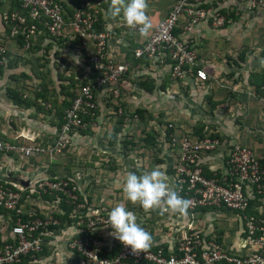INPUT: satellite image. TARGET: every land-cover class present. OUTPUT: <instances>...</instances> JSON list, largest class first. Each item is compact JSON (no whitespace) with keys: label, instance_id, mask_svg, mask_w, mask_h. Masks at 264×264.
I'll return each mask as SVG.
<instances>
[{"label":"crops","instance_id":"crops-1","mask_svg":"<svg viewBox=\"0 0 264 264\" xmlns=\"http://www.w3.org/2000/svg\"><path fill=\"white\" fill-rule=\"evenodd\" d=\"M63 1L74 3L75 0ZM165 1H169L168 5ZM176 1L147 0V15L152 22L147 35L128 27L122 16L115 19L108 17L106 5L110 0L84 1L95 8L97 15L101 11L105 16V27L110 31L109 56L117 62L129 64V70L121 79V98L116 100L108 87L96 89V115L86 128L73 134L72 144L67 148L68 152L74 153V160L62 156L54 160L45 157L26 159L14 152L2 151L0 178L4 182H29L38 176H52L51 168L59 174L69 168L79 177L81 191L89 198L87 204L91 207L90 213L98 210L108 216L118 203L125 204L126 208L129 206L127 209L137 215V222L151 233V246L168 244L171 249L176 243V236L195 224H201L207 232L225 230L215 224L220 218V221L229 224L228 230L220 234V243L234 252L243 253L246 249L239 237L241 224L234 213L208 212L201 222L188 211L186 214L171 211L161 214L157 211L154 215L153 210L145 211L138 203L128 201L123 192L125 177L129 172L141 175L157 166L166 171L171 186L176 188L177 154L160 123L164 118L167 122L178 121L176 124L185 129L202 122L207 131L214 130L219 134L222 146L204 156L203 160L210 172L213 167L219 173L225 170L224 158L229 147L236 142L249 146L257 156L264 157V7H252L249 2L238 0H220L222 9L234 14L224 26L216 27L211 20H203L195 24L192 30L183 32L185 20L180 21L178 28L197 51L198 68L208 73V79L202 81L196 77L195 71L185 79L172 77V64L168 57H137L134 54L158 22L168 15ZM82 2H76V6ZM211 2L205 0L203 6H209ZM4 27L0 18V36L5 32ZM42 34L35 41L40 47H35L36 50L32 52L22 51L16 41L7 43L12 61L7 59L0 74V138L10 143H26L30 137L44 143L53 140L67 109L64 107L67 99L65 88L75 82L73 90L77 93L83 84L96 75L84 48L71 33L59 39L61 43H58L59 40L53 42ZM50 44L52 47L48 50ZM47 51L51 60L47 66H40L45 63L42 58ZM141 81H147V85L154 82L155 86L147 90L139 86L138 82ZM43 84L54 91L45 100L35 99V93ZM12 86L21 89L26 98L41 102L44 108H38L34 103L31 106L15 104L8 96V88ZM117 102L123 110L118 115L114 111ZM214 103L216 107L210 111ZM136 108H146L154 116L145 129L138 125L140 122L136 118H122L123 112L130 114ZM119 120H123L122 124ZM118 126L120 129L115 131ZM147 131L155 134L156 143L148 146L141 142L129 153L123 151L121 140L124 136L141 139ZM113 134L118 137L114 144L111 142ZM114 159L118 171H113L109 163ZM120 165L123 170L119 169ZM252 207L253 212L257 210V214L264 216V195L257 196ZM231 215L233 217L228 221ZM3 218L7 219V216L0 213L1 239L8 235H4ZM112 232L110 225L100 226L91 232L98 239L102 251L108 255L119 246ZM67 237V232L61 230L46 236L48 253L39 256L37 264H72V252L63 239ZM124 264L149 263L127 261Z\"/></svg>","mask_w":264,"mask_h":264},{"label":"built area","instance_id":"built-area-1","mask_svg":"<svg viewBox=\"0 0 264 264\" xmlns=\"http://www.w3.org/2000/svg\"><path fill=\"white\" fill-rule=\"evenodd\" d=\"M6 1L11 0H0ZM19 1L25 14L21 10L0 12L1 21L10 26V32L6 34L5 30V37L0 36V67L7 62V43H17V37L22 34L23 50H28L42 33L39 28L41 24L53 40H59L69 33L78 39L96 73L72 99L53 140L40 143L30 137L26 143H10L0 139V152H14L26 159L45 157L54 160L67 150L72 135L86 128L84 116L96 115V89L108 87L116 100L121 98V79L129 70V64L117 62L109 56L110 32L95 29L97 11L89 4L78 5L71 21L67 22L65 8L58 0ZM204 1L177 0L142 46L134 51L135 56L168 57L172 64V77L185 79L196 69V77L207 80L208 73L198 68L196 49L183 32L192 30L195 24L203 20H211L214 26L222 27L229 19L222 12L220 0H211L209 6H203ZM238 1L249 2L252 7H264V0ZM182 19L185 24L182 34L178 35L175 30ZM131 29L139 31V28ZM122 111L120 107L119 113ZM169 144L177 154L175 190L191 202L187 211L196 219L205 217L208 212L234 213L241 224L239 237L246 250L243 253L230 250L218 241L214 229L207 232L201 224H195L176 236V243L168 255L162 248L134 253L130 246H125L119 240V250L108 255L91 234L100 226L107 225L108 216L98 210L90 213L89 206L85 216L77 219L65 239V245L72 253L76 251L81 254L77 264H124L127 261L149 264H264V216L248 212L254 210L251 201L264 195V157L257 156L249 146L236 142L229 147L224 158L225 170L219 173L213 167L211 175H207L204 156L220 149L222 141L219 137L197 138L172 134ZM78 179L71 176H38L29 180L28 186L9 181L0 184V213L7 216V219H3L8 226L7 233L4 232V235H8L0 243V264H37L38 255L46 243L44 236L54 234L57 230L52 227L61 223L56 214L64 212L63 200L76 204V211L79 209L83 215L82 209L86 204L79 201L81 185ZM26 191L27 194H24ZM81 224L84 227L80 229ZM80 231L86 234L78 236ZM26 257L30 260L24 262Z\"/></svg>","mask_w":264,"mask_h":264},{"label":"trees","instance_id":"trees-1","mask_svg":"<svg viewBox=\"0 0 264 264\" xmlns=\"http://www.w3.org/2000/svg\"><path fill=\"white\" fill-rule=\"evenodd\" d=\"M58 1H60V3L64 6L66 20H67V22H70L71 18L73 17V14H74V12L76 10V7H77L76 6V2L83 1L82 3H84L85 0H75L74 3H68V2L63 1V0H58ZM168 2L165 1V4L168 5ZM86 4H88V3H86ZM108 6H109V4L106 5L107 8H108ZM6 10H8V11L21 10L25 14V10L22 9L21 2L19 0H11V1H8V2L7 1L6 2H0V12H4ZM222 12L227 16L228 19H230L234 15L233 13H229V12L225 11L224 9H222ZM106 14H107V12H106ZM97 17H98V21H97V23L95 25V29L97 31H105V30L109 31L105 27L106 20H105V16H104L103 12L101 13V11H100V13H98ZM34 22L38 23L37 20H34ZM5 26H6V28H5L6 34H8L10 32V26L9 25H5ZM39 28L42 29V32H43L42 35H45L46 38L49 37V39L51 41L55 42V40L50 38L49 32L47 31V29L43 25L40 24ZM175 33L178 34V35L182 34V30L179 29V28H176ZM3 37H5V35ZM23 39H24V35H22V34H20L17 37V45L20 48H22V49H23V46H24V40ZM60 39H62V38H60ZM60 41L61 40H59L58 43H61ZM1 42L5 43V41H3V40H1ZM35 47L36 48L40 47L39 43L35 44V42H34L33 45L26 51L27 52L28 51L32 52V51L36 50ZM51 47H52V44H50L48 50ZM127 54H130V52H128ZM46 55H49V56H46ZM56 55H58V54L56 53ZM9 56H10V50H8V52L6 54L7 59H9ZM56 58H57V56H56ZM42 59L44 60L45 63L41 64L40 66H47V63H49L50 60H51L49 51H47L46 54H43V58ZM9 60L12 61L11 59H9ZM6 64H7V62H6ZM6 64L4 66H6ZM4 66L0 67V74L2 73V70H3ZM195 70L196 69H194V71ZM149 81H151V80H149ZM138 84H139L140 87L146 88L147 90H152L154 88V86H155L154 82H152V84H150V85H147L148 84L147 81H141V82H138ZM75 87H76L75 82H72L71 84L68 85L67 88H65V91H66L65 95L67 96V99L65 100L66 103L64 104V107H67V108L70 107V105L72 103V99L76 95V93L73 90ZM53 91H54V89H51V90L48 89L47 84H43V86H42V88H40L39 92L35 93V99H44L45 100V99H47L48 94L50 92H53ZM8 96L17 105L31 106V104L34 103L38 108H44V105H42L41 102L37 103V102H34V99L32 100L31 98H26L24 96L23 92L21 91V89L15 87V86H12V87L8 88ZM119 106H120L119 103H117V104L115 103V110L118 111ZM215 107H216V103L212 104V107H211L210 111H213V109ZM123 113H124V115H122V118L127 117V116L128 117H132V118H139L140 120H142L144 122V124L146 126L149 125L150 121H152L154 119L153 114L149 110H147L146 108H136L134 111H131L130 114H127L125 112H123ZM64 115H65V113H64ZM93 117L94 116L86 115V116H84V120H85V122H87L89 124V122L91 121V119ZM61 119H62V117H61ZM119 121H120V123L123 122V120H119ZM160 123H162V122H160ZM164 128H165L166 137H167L168 140L170 139V135H172V134H181V135L182 134H187V135L195 136L197 138H204V137H207V136L219 137V134L217 132H215L214 130H208L207 131L205 124L202 123V122H198L196 125L189 126L188 129H185L181 125L176 124V122H170L169 121V122L165 123ZM117 129H120V126L116 127L115 131H117ZM80 130H82V129H80ZM0 139L3 142H7V140H5L3 137H1ZM112 139H113L111 141L112 144L116 143L117 139H118L117 134H113L112 135ZM156 141H157V138L155 137V134L152 133L151 131H147V132H145V136H143L141 139L140 138H136L135 139V137L132 136V135L124 136L122 138V140H121V146H122L121 148L123 149L124 152L129 153L130 151L136 149V147L139 146V143H141V142H142L143 145L146 144V145L149 146V145H152V144L156 143ZM37 142L44 143L42 140L37 141ZM109 163H110V165H112V170L113 171H118V167L116 166L115 159L110 161ZM204 169H205V172H206L207 175H211V172L209 171V169H207V167H205ZM51 173H52L53 177H67V176L76 177L74 172L71 169H69V168H67V170H65V172L62 171L60 173V174L63 173L61 176H60V174L58 172L54 171L53 168H51ZM1 183H4L3 178H0V184ZM24 194H27V191ZM35 195L37 196V193ZM79 196H80L79 201L84 203V205L86 204L84 209H82V214L83 215H81L79 209L76 211V209H77L76 208V204H69L65 200H63L62 207L64 209V212L60 213V214L59 213L56 214V217H58L60 219L61 223L58 226L52 227L53 230L59 231L61 229H64V231H66L68 233V232L71 231L69 229H73L74 224L77 223V219H79L80 216H85V211L87 210V207H89V204H87V202H89V198L84 196L82 191L79 192ZM44 197L45 198H49L48 195H44ZM182 197L187 199L186 196H182ZM251 202L253 203V200ZM140 211H141V209H140ZM248 212L249 213L250 212L253 213V211H251V210L248 211ZM5 213H7V212H5ZM257 213H258V211L255 210L254 214H257ZM26 216L27 215H25V217ZM82 227H84V226H82ZM240 229H241V226H240L239 230ZM229 232H232V230H230ZM223 233H225L224 230H216V234H217L216 236H217L219 242H222V237H221L220 234H223ZM85 234H86V232L80 231L77 235L78 236H83ZM46 236L47 235H45L44 237L46 238ZM0 243H2V239L1 238H0ZM160 248H162L164 250L166 255L170 254V249L168 248V244L157 245V246L153 245L149 249L150 250H158ZM118 250H119V246L115 247L113 249V251L111 252V255L115 254ZM47 253H48L47 247L44 245V250L41 253H39L38 257L43 255V254H47ZM80 259H81V254L80 253H78L76 251L72 253V264H77ZM29 260L30 259L28 257L24 258V262H27Z\"/></svg>","mask_w":264,"mask_h":264},{"label":"clouds","instance_id":"clouds-1","mask_svg":"<svg viewBox=\"0 0 264 264\" xmlns=\"http://www.w3.org/2000/svg\"><path fill=\"white\" fill-rule=\"evenodd\" d=\"M147 8V0H110L106 12L112 19L122 16L128 27L139 28L141 35H147L152 27ZM123 192L128 201L138 203L145 211L186 214L191 206V202L171 186L166 171L159 166L141 175L129 172L125 177ZM137 219V215L128 210L125 204L118 203L108 213L107 222L113 229L111 235L125 246H130L134 253L148 250L153 243L151 233Z\"/></svg>","mask_w":264,"mask_h":264},{"label":"rangeland","instance_id":"rangeland-1","mask_svg":"<svg viewBox=\"0 0 264 264\" xmlns=\"http://www.w3.org/2000/svg\"><path fill=\"white\" fill-rule=\"evenodd\" d=\"M70 1H72V0H70ZM22 51H23V49H22ZM119 110V109H118ZM115 111V114H120L117 110H114ZM117 114V115H118ZM164 117H166L165 115H164ZM164 117H162V118H164ZM161 118V119H162ZM136 119H138V122H140V123H138V125H140L141 126V128H144L145 129V124H144V122L142 121V120H140L139 118H136ZM167 121H166V119L164 118V119H162V126H164L165 125V123H166ZM174 122H178V121H174ZM164 123V124H163ZM151 125H154V124H152L151 123ZM149 127H151V126H148L147 128H149ZM154 127V126H153ZM73 140V139H72ZM70 144H72V141H71V143ZM70 146V145H69ZM122 147V146H121ZM69 150H67V152H66V150H65V152H64V155L62 156V158H69V159H72V160H74L73 159V156H74V153L72 152V151H70V152H68ZM126 153V152H125ZM70 156H71V158H70ZM61 157V156H60ZM57 159V158H56ZM119 169H122L123 170V166L122 165H120V167H119ZM74 172V171H73ZM138 206H139V204H138ZM129 206H127V208H128ZM136 207V206H135ZM133 208V207H132ZM157 211L158 210H153L152 211V213L154 214V215H156V213H157ZM231 217H233V215H231L230 217H228L227 218V220L228 221H231ZM206 217H204V216H202V217H200V218H198L199 219V221L201 222V221H203L204 219H205ZM221 219L220 218H218L216 221H215V224L217 225V226H221L222 228H224L225 230H224V232H226V229L228 228V226H229V224L227 223V222H222V221H220ZM156 221L157 220H155L154 221V224H156ZM150 222L152 223L153 221H151L150 220ZM165 222V221H164ZM232 222L233 223H235V220L232 218ZM6 222H3L2 223V228H3V231H6L7 229H8V226L6 225ZM4 226V227H3ZM152 228H154V225H153V227ZM155 229V228H154ZM228 230V229H227ZM227 234V233H226ZM227 236H229V234H227ZM63 239H66V238H63ZM68 248V247H67ZM69 249V248H68ZM70 250V249H69ZM71 251V250H70Z\"/></svg>","mask_w":264,"mask_h":264},{"label":"water","instance_id":"water-1","mask_svg":"<svg viewBox=\"0 0 264 264\" xmlns=\"http://www.w3.org/2000/svg\"><path fill=\"white\" fill-rule=\"evenodd\" d=\"M20 184L24 185V186H27L29 184L28 181H24V180H20Z\"/></svg>","mask_w":264,"mask_h":264}]
</instances>
